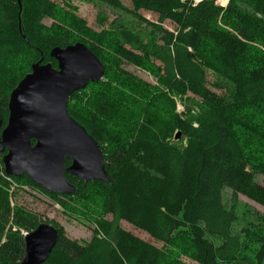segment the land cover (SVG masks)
<instances>
[{"label": "trees", "instance_id": "1", "mask_svg": "<svg viewBox=\"0 0 264 264\" xmlns=\"http://www.w3.org/2000/svg\"><path fill=\"white\" fill-rule=\"evenodd\" d=\"M105 1L145 27L117 20L95 31L82 18L61 15L63 9L53 0H38L39 18L23 34L19 1L0 0V111L5 126L2 106L9 104L11 92L39 56L56 60L50 55L54 47L80 40L87 44L104 63L105 78L90 82L80 100L75 92L68 109L100 143L111 181L85 182L67 173L77 191L62 195L76 198L89 183L101 184L115 219L130 222L164 244L157 246L122 227L113 230L114 224L104 230L111 243L97 236L83 243L57 226L59 240L48 262L164 264L172 247L199 264H264V213H246L247 224L233 232L241 223L239 194L264 205V159L250 151L244 133L250 127L242 120L244 111L264 109V0H229L225 6L216 0H132L133 9L120 0ZM22 4L25 7L24 0ZM141 9L157 13L158 21L144 17ZM45 17L54 23L47 25ZM98 18L105 26L108 18ZM166 20L176 28L165 27ZM123 62L149 66L159 86L153 88L120 68ZM156 92L196 101L195 114L182 117L172 106L167 117L185 143L170 140L164 131L144 130L132 116L131 99ZM118 122L125 133L112 134L109 126ZM102 143L108 144L105 149ZM8 176L42 187L27 174ZM9 184L0 174V264H20L26 249L21 229L30 232L41 222L35 213L13 205ZM226 188L233 191L230 206L224 199ZM182 239L189 246L181 245Z\"/></svg>", "mask_w": 264, "mask_h": 264}, {"label": "water", "instance_id": "2", "mask_svg": "<svg viewBox=\"0 0 264 264\" xmlns=\"http://www.w3.org/2000/svg\"><path fill=\"white\" fill-rule=\"evenodd\" d=\"M50 55L57 67L42 56L11 92L5 126L0 111V152L8 175L27 174L49 192L73 195L77 185L67 173L85 182L111 181L100 143L68 109L76 91L105 78L106 67L84 42L56 46ZM59 234L57 226L41 222L25 235L20 264H50Z\"/></svg>", "mask_w": 264, "mask_h": 264}, {"label": "rangeland", "instance_id": "3", "mask_svg": "<svg viewBox=\"0 0 264 264\" xmlns=\"http://www.w3.org/2000/svg\"><path fill=\"white\" fill-rule=\"evenodd\" d=\"M63 9L61 13L64 17H79L87 22V24L95 31H101L103 28H110V24L113 21H123L127 25L145 27V24H141L133 15L125 13L118 8L113 7L105 0H53ZM123 5L128 9H133L132 0H120ZM197 2V0H192ZM229 0H217L216 2L222 6H225ZM38 0H24V6L19 16L20 31L24 34L27 28L32 22L39 18ZM140 13L150 19L151 21H158L159 15L157 13L141 9ZM99 15L106 16L108 21L105 26H102L99 20ZM47 25H52L54 19L45 17L43 19ZM163 25L171 30L176 28V25L171 20H166ZM112 27V25H111ZM18 23L16 25V32L20 35ZM24 30V32H23ZM81 38V37H80ZM82 39V38H81ZM82 40H80L81 42ZM105 51H107L105 49ZM42 57V56H41ZM39 56L38 60L41 59ZM35 58V57H34ZM33 56L30 60L34 61ZM109 64H113L112 58L108 57ZM35 62V61H34ZM51 62L55 67L58 66L57 60H51L44 56V63ZM120 68L130 72L144 82H147L150 86H159L158 77L154 70L149 66L139 67L128 62H123ZM115 66L109 68V74L115 72ZM117 72V71H116ZM118 75V73H117ZM116 75V76H117ZM115 76V77H116ZM210 81L214 80V75L209 74ZM88 87V86H87ZM86 87V88H87ZM84 88V89H86ZM154 88V87H153ZM84 89L79 90V94L74 95L76 100H80V97L86 94ZM155 91V90H154ZM77 92V91H76ZM218 92H221L220 90ZM150 93L148 96L133 97L131 99V106L133 107L132 116L136 119L138 125L144 130H158L168 133L170 140L177 142H186L185 136L182 134L179 139H176L178 130L172 128L171 124L167 120L169 110L174 106L178 115L186 117L189 113L195 114L198 111L196 101H193L191 97L182 96L178 93ZM73 96V95H72ZM74 97H71L74 99ZM166 97L170 98V102ZM74 99V100H75ZM71 100V99H70ZM6 118L9 117L8 103L2 106ZM244 124L250 127L249 132L244 131L247 143L249 144L250 151L257 159H264V109H255L244 111ZM120 122L109 126L112 134L125 133ZM104 146L107 143H102ZM7 151H5L6 153ZM4 153L0 152V159ZM4 163L0 160V174L10 181L8 188L11 194V200L13 205H19L27 210L35 213L40 222H48L55 226H62L64 234L74 240H78L83 243L92 241L95 236L101 240H108L111 243L110 235L105 233L104 230L110 225L114 224V229L122 227L128 231H131L135 235L142 239L149 241L157 246H163V242L153 238L149 233L135 227L133 224L126 220L115 219L114 215L107 209L105 205V187L98 183H89L85 186L83 194L76 198H69L62 194L53 195L45 188L38 185L29 183L25 178L19 181L14 180L8 176L5 172ZM262 182V176L259 177ZM224 199L230 206L233 202V191L230 188H226L224 191ZM238 214L241 218V223L233 229L234 233H237L241 226L246 225L248 222V215L256 211L264 213V205L256 202L244 194L238 195ZM245 219V220H243ZM111 232V235L113 233ZM22 234L29 232L26 229H21ZM109 235V236H108ZM221 243V240H217ZM181 245L189 246L186 239L181 240ZM167 255V262L164 264H199L196 260L184 254L182 251L176 248H169Z\"/></svg>", "mask_w": 264, "mask_h": 264}, {"label": "built area", "instance_id": "4", "mask_svg": "<svg viewBox=\"0 0 264 264\" xmlns=\"http://www.w3.org/2000/svg\"><path fill=\"white\" fill-rule=\"evenodd\" d=\"M199 1H201V0H197V2H199ZM217 1V0H216ZM227 3H228V1H227ZM227 3L225 4V5H227ZM219 4V3H218ZM28 232H26V233H24V235H26Z\"/></svg>", "mask_w": 264, "mask_h": 264}]
</instances>
